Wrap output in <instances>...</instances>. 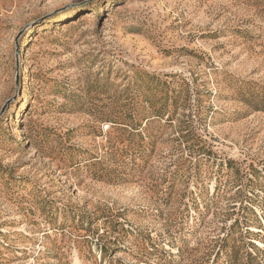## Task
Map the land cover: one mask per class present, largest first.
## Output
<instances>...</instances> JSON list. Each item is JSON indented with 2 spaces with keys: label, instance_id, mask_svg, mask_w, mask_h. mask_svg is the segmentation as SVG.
Wrapping results in <instances>:
<instances>
[{
  "label": "rangeland",
  "instance_id": "obj_1",
  "mask_svg": "<svg viewBox=\"0 0 264 264\" xmlns=\"http://www.w3.org/2000/svg\"><path fill=\"white\" fill-rule=\"evenodd\" d=\"M0 264H264V0H0Z\"/></svg>",
  "mask_w": 264,
  "mask_h": 264
}]
</instances>
